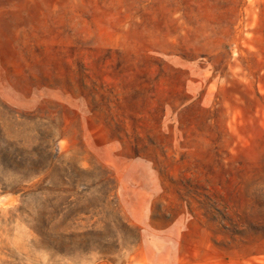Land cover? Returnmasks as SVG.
Listing matches in <instances>:
<instances>
[{
    "label": "rangeland",
    "instance_id": "374dc122",
    "mask_svg": "<svg viewBox=\"0 0 264 264\" xmlns=\"http://www.w3.org/2000/svg\"><path fill=\"white\" fill-rule=\"evenodd\" d=\"M0 264H264V0H0Z\"/></svg>",
    "mask_w": 264,
    "mask_h": 264
}]
</instances>
